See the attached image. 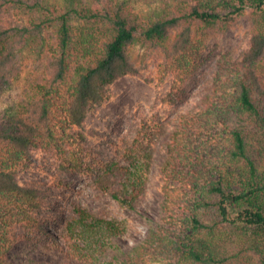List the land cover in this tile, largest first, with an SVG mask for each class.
I'll return each mask as SVG.
<instances>
[{
    "label": "trees",
    "instance_id": "obj_1",
    "mask_svg": "<svg viewBox=\"0 0 264 264\" xmlns=\"http://www.w3.org/2000/svg\"><path fill=\"white\" fill-rule=\"evenodd\" d=\"M139 15L125 1L0 0V95L20 77L22 52L46 50L17 108L0 118V264H57L9 256L57 219L41 179L19 183L41 152L121 208L140 206L159 170V222L120 249V221L74 204L46 249L62 264H264V0H153ZM248 11L247 48L215 54L218 37ZM215 39L209 48V41ZM160 54V103L173 106L204 64L213 85L188 112L133 116L105 160L85 121L116 80L142 73L130 50ZM206 52V53H205ZM157 100L155 101V103ZM160 158V161L157 159ZM108 249L118 256L109 258Z\"/></svg>",
    "mask_w": 264,
    "mask_h": 264
},
{
    "label": "rangeland",
    "instance_id": "obj_2",
    "mask_svg": "<svg viewBox=\"0 0 264 264\" xmlns=\"http://www.w3.org/2000/svg\"><path fill=\"white\" fill-rule=\"evenodd\" d=\"M125 1L131 11L142 15L152 7L153 0H114ZM248 16L246 11L239 19L236 27L230 29L225 35L218 37V47L215 54L226 49H232L237 54L247 48L248 40ZM215 43V39L209 41V48ZM37 43L31 45L22 52V70L19 79L3 94L0 95V118L7 112H14L19 99L26 88L29 78L35 77L40 72L41 60L46 50ZM206 53V52H205ZM131 60L137 67H142L139 75L124 76L108 86L107 94L101 104L91 110L85 121L87 130L98 132V135L88 137V145L100 152L105 160L112 157V148L109 141H115L127 132L130 122L135 117L145 114L159 113L163 117H173L188 112L200 98L212 87L213 70L207 67V63L199 73L185 83L184 94L173 106L160 103V99L168 91L171 78L159 82L156 75V64L160 54L142 48L132 47ZM157 102L155 103V101ZM33 162L29 168L18 174L19 183L33 179H41L54 183L59 178V184L51 185L46 198L51 211L55 212L57 219L45 226L46 235L41 233L34 242H21L9 254L15 262L19 261H52L62 264L66 260L63 254L52 249L49 252L45 244L58 242L63 245L59 234L60 218L66 215L74 204H80L93 213L105 218L120 221L125 228V234L120 237V249L125 244L132 246L140 241L147 231L148 222H159L162 212L159 209L161 193L159 191V168L155 167L153 178L144 202L135 210L129 211L121 208L116 202L108 199L89 186V179L84 174L75 175L68 169L59 168L58 163L41 152H34ZM160 161V158L157 159ZM133 240L134 243H129ZM109 258L118 256L115 249L106 252Z\"/></svg>",
    "mask_w": 264,
    "mask_h": 264
},
{
    "label": "bare ground",
    "instance_id": "obj_3",
    "mask_svg": "<svg viewBox=\"0 0 264 264\" xmlns=\"http://www.w3.org/2000/svg\"><path fill=\"white\" fill-rule=\"evenodd\" d=\"M128 242H129V243H134V241H133V240H129Z\"/></svg>",
    "mask_w": 264,
    "mask_h": 264
}]
</instances>
